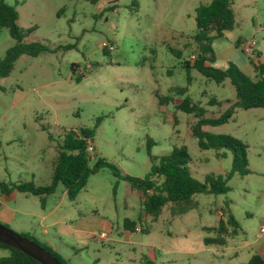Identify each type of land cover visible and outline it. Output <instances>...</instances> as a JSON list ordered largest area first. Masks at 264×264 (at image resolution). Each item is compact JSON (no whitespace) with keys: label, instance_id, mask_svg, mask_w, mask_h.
<instances>
[{"label":"rangeland","instance_id":"rangeland-1","mask_svg":"<svg viewBox=\"0 0 264 264\" xmlns=\"http://www.w3.org/2000/svg\"><path fill=\"white\" fill-rule=\"evenodd\" d=\"M209 1L5 0L15 7L19 28H33L25 42L56 51L22 55L9 75L0 78V180L49 184L63 131L94 126L89 165L102 156L123 174L142 178L160 156L184 147L194 178L225 175L231 168V152L200 149L190 129L197 120L193 114L177 110L175 126L165 121L174 109L170 102L160 109L159 98L185 95L204 109L206 117L233 107L227 122L202 129L245 143L249 173L231 175L229 190L223 194L194 195L197 207L185 213H173L166 205L156 221L145 217L140 227L147 226V234L122 228L125 218L137 222L139 201L137 196H124L123 181L108 168L91 174L74 201L62 194L58 184L46 196V210L36 196L16 192L15 201L5 202L16 215L12 221L0 217L1 224L21 234L32 228L33 238L43 243L37 214L55 208L48 221L84 219L92 235L78 238L77 247L51 235L55 250L68 258V264H245L259 251L264 244V108L234 105V89L227 79L216 83L195 69L190 70L187 85L181 59L168 50L181 49L182 59L196 55L191 38L195 8ZM232 9L234 28L211 43L216 65L233 62L253 77L248 63L252 53L243 52L241 45L255 38L254 49L264 63V0H232ZM13 44L8 30L0 27V57ZM67 44L74 47L64 49ZM72 63L77 67L72 69ZM185 85L187 91L177 93L175 88ZM210 98L218 103L209 104ZM148 140L152 144L147 147ZM219 209L232 214L237 234L224 245H205L204 237L215 235L207 228L215 224ZM101 232L105 239H98ZM5 255L7 250L0 248V257Z\"/></svg>","mask_w":264,"mask_h":264},{"label":"trees","instance_id":"trees-1","mask_svg":"<svg viewBox=\"0 0 264 264\" xmlns=\"http://www.w3.org/2000/svg\"><path fill=\"white\" fill-rule=\"evenodd\" d=\"M92 1L95 2L96 0ZM17 19L18 13L15 7L6 3L5 0H0V27L6 28L9 35L14 39V44L0 57V78L9 75L14 62L22 55L36 57L43 52L56 51V48H49L39 42H25V37L33 28H19ZM194 20L195 30L191 37L196 46L194 58L191 60L182 59L181 49L168 47V50L176 58L181 59V66L186 72V84L188 85L191 82L190 70L195 69L207 80L216 83H222L227 79L234 89V105L243 109L264 108V63L251 62L254 70L253 77L245 74L233 62H227L225 68L213 66L216 56L211 45L212 41L215 38L222 37L225 31H230L235 26L232 0H210L207 3L199 4L195 8ZM72 47H74V44L63 46L64 49ZM103 51L106 52V49L103 48ZM71 67L74 69L77 64L72 63ZM187 85L176 87L175 90L179 94H184L187 91ZM168 102L172 104L174 110L173 112H167L165 121L172 126L177 124L175 115L177 110L193 114L197 118L190 129L192 135L197 138V145L200 149L213 148L219 150L225 148L231 152V168L225 175L208 173L202 181L194 178L188 168L190 156L184 147L173 148L168 153L160 156L158 161L151 165L149 172L142 178L123 174L117 166L102 156H98L94 163L89 165L90 152L87 147L91 144L94 149L92 140L95 126L93 128L82 127L63 131L61 142L55 146L56 157L49 184L38 185L31 180L17 182L1 180L0 196L8 195L13 191L24 195H33L38 198L40 206L43 208L46 196L53 193L56 186L61 184L67 199L74 201L78 193L85 187L91 174L102 168H108L117 180L123 181L124 196L135 195L139 200L137 222L125 218L122 228L130 232H134L138 228L139 231L148 233L149 228L147 226L140 227L145 216H148L151 222L156 221L166 205H170L173 213H185L197 207V202L193 200L194 195L199 193L223 194L229 190L227 181L231 175L234 173L239 175L249 173L245 143L226 134H212L202 129L203 126H216L227 122L234 112L233 107H229L216 117H206L204 116V109L194 103L188 95L175 100H168L164 97L159 98V108H164ZM217 103L218 101L215 98L209 99V104ZM47 137L49 141H52V136L49 133ZM150 144H152V141L148 140L147 147ZM220 156H225V153H221ZM237 228V222L229 210H222L218 224L215 227L207 228L209 232H214L215 235L204 237L203 243L205 245H224L228 237H234L237 234ZM19 234L51 253L60 264H68L67 259L62 258L47 244L35 240L30 233ZM0 248L7 250V255L0 257V264H40L20 250L1 242ZM245 264H264V254L253 253Z\"/></svg>","mask_w":264,"mask_h":264},{"label":"crops","instance_id":"crops-1","mask_svg":"<svg viewBox=\"0 0 264 264\" xmlns=\"http://www.w3.org/2000/svg\"><path fill=\"white\" fill-rule=\"evenodd\" d=\"M228 33H229V31H225L224 34H223L224 37H226L228 35ZM236 42H238V39H237ZM259 55H260L259 51L257 49H254V51H253V53L251 55L252 57H249V59H248V63L250 65V67L252 68V70H253V66H252L251 62H254V63L259 62V60H258ZM216 62H217V55H216V60L213 63V66L218 67L216 65ZM245 65H243V66H245ZM226 66H227V63L223 67H220V68H225ZM237 66L239 68L241 67L239 65H237ZM253 73H254V70H253ZM51 177H52V175L50 176V181H51ZM2 181H5V180H2ZM18 181H21V180H18ZM9 182H17V181H9ZM38 185H41V184H38ZM43 185H46V184H43ZM16 192L17 191H13V192L9 193L8 195H1L0 196V217L1 218H5L8 221H12L13 220V218L16 215V209H12V208L7 207L5 202H6V200L15 201ZM62 194L65 195L64 188L62 190ZM132 196H135V195H132ZM43 209L46 210V207L44 206ZM54 210H55V208L54 209H50V210H48L45 213L37 214L36 216L39 218V220L37 222V227L39 228L40 234H41V236L43 238V241H44L43 243H45L49 247L53 248V250L55 252H57V251L55 250L56 247H55V245L53 244V242L51 240L52 236L56 235L57 238L60 241H62L63 243H67V245H69L71 247L73 246L72 245L73 242H75V245L77 247L78 246V243H77V239L78 238H86L89 234H91V233H89L91 231H89V227H87V224H86L84 219H78L75 223L65 222V220L62 219V218L54 219L52 221H48L49 214L52 213ZM221 211L222 210L219 209V211L217 212V217H216V219L214 221L215 224H212L209 227H215L218 224V221H219L220 216H221ZM22 214H28V213L27 212H22ZM145 217H148V216H145ZM101 225L104 226V223H102ZM27 230H29V229H27ZM137 230H138V228H137ZM27 232H29V231H27ZM31 232H32V236L35 237L34 233L36 231H34V229L30 228V233ZM66 240L68 242H65ZM64 246H66V245H64ZM86 246H87L86 242L84 241L83 247L86 248ZM76 250L78 251L79 249H76ZM257 253L262 254V255L264 254V244L259 248V251ZM66 259L68 260V258H66Z\"/></svg>","mask_w":264,"mask_h":264},{"label":"water","instance_id":"water-1","mask_svg":"<svg viewBox=\"0 0 264 264\" xmlns=\"http://www.w3.org/2000/svg\"><path fill=\"white\" fill-rule=\"evenodd\" d=\"M0 242L20 250L40 264H60L56 257L37 243L27 239L9 227L0 223Z\"/></svg>","mask_w":264,"mask_h":264},{"label":"built area","instance_id":"built-area-1","mask_svg":"<svg viewBox=\"0 0 264 264\" xmlns=\"http://www.w3.org/2000/svg\"><path fill=\"white\" fill-rule=\"evenodd\" d=\"M255 45H256V39L255 38H251V39L243 42V44L241 45V49H242L243 52H245V53L250 55L251 53H253ZM109 48L112 49V46H109ZM193 58H194V55L191 56V59H193ZM87 150L89 152H91L93 150V147H92L91 144L88 145ZM261 231H264V227L261 228ZM106 237H107V235H106L105 232H101L98 235V239H100V240L105 239Z\"/></svg>","mask_w":264,"mask_h":264}]
</instances>
